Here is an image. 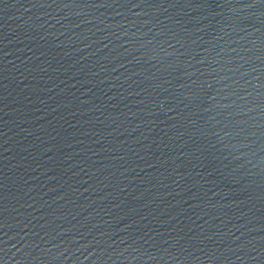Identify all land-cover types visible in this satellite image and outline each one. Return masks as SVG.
<instances>
[{
	"label": "water",
	"instance_id": "95a60500",
	"mask_svg": "<svg viewBox=\"0 0 264 264\" xmlns=\"http://www.w3.org/2000/svg\"><path fill=\"white\" fill-rule=\"evenodd\" d=\"M0 264H264V0H0Z\"/></svg>",
	"mask_w": 264,
	"mask_h": 264
}]
</instances>
